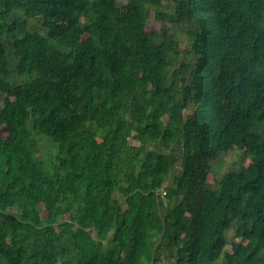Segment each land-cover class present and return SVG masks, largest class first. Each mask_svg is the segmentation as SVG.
Masks as SVG:
<instances>
[{
	"label": "trees",
	"instance_id": "obj_1",
	"mask_svg": "<svg viewBox=\"0 0 264 264\" xmlns=\"http://www.w3.org/2000/svg\"><path fill=\"white\" fill-rule=\"evenodd\" d=\"M1 101L0 264H264V0H0Z\"/></svg>",
	"mask_w": 264,
	"mask_h": 264
},
{
	"label": "rangeland",
	"instance_id": "obj_2",
	"mask_svg": "<svg viewBox=\"0 0 264 264\" xmlns=\"http://www.w3.org/2000/svg\"><path fill=\"white\" fill-rule=\"evenodd\" d=\"M186 38L184 37V41L182 43V47L185 48L186 47ZM2 105V101L0 102V106ZM134 143L138 144V142L134 141ZM224 167H238L240 165V163H242V161L240 160V154L235 153V152H229L227 154L224 155ZM246 164V163H245ZM67 217V216H66ZM233 230H229L228 231V238L230 240V242L232 241V237H233ZM231 248V243L228 244V249Z\"/></svg>",
	"mask_w": 264,
	"mask_h": 264
}]
</instances>
